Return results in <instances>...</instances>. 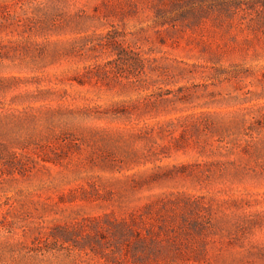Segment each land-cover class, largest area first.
Listing matches in <instances>:
<instances>
[{
	"label": "rangeland",
	"instance_id": "obj_1",
	"mask_svg": "<svg viewBox=\"0 0 264 264\" xmlns=\"http://www.w3.org/2000/svg\"><path fill=\"white\" fill-rule=\"evenodd\" d=\"M0 264H264V0H0Z\"/></svg>",
	"mask_w": 264,
	"mask_h": 264
}]
</instances>
